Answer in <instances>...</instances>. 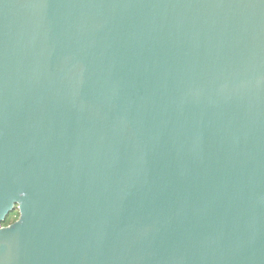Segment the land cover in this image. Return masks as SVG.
Wrapping results in <instances>:
<instances>
[{
  "label": "water",
  "instance_id": "obj_1",
  "mask_svg": "<svg viewBox=\"0 0 264 264\" xmlns=\"http://www.w3.org/2000/svg\"><path fill=\"white\" fill-rule=\"evenodd\" d=\"M0 264H264V0H0Z\"/></svg>",
  "mask_w": 264,
  "mask_h": 264
},
{
  "label": "rangeland",
  "instance_id": "obj_2",
  "mask_svg": "<svg viewBox=\"0 0 264 264\" xmlns=\"http://www.w3.org/2000/svg\"><path fill=\"white\" fill-rule=\"evenodd\" d=\"M18 212L15 210L9 216L7 217L5 223L3 224V227H8L12 224H14L18 220Z\"/></svg>",
  "mask_w": 264,
  "mask_h": 264
}]
</instances>
